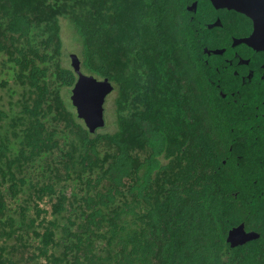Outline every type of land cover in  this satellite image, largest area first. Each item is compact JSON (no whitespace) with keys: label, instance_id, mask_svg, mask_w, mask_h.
<instances>
[{"label":"trees","instance_id":"trees-1","mask_svg":"<svg viewBox=\"0 0 264 264\" xmlns=\"http://www.w3.org/2000/svg\"><path fill=\"white\" fill-rule=\"evenodd\" d=\"M188 3L0 0V264H264V239H225L264 217V193L216 179L222 107L193 53L213 14ZM62 21L82 71L115 87L113 131L91 133L63 94Z\"/></svg>","mask_w":264,"mask_h":264},{"label":"flooded vegetation","instance_id":"flooded-vegetation-1","mask_svg":"<svg viewBox=\"0 0 264 264\" xmlns=\"http://www.w3.org/2000/svg\"><path fill=\"white\" fill-rule=\"evenodd\" d=\"M205 4L211 9L213 18L199 20L197 17L193 27L194 62L199 65L209 88L214 89L223 120L222 126H213L210 131L209 159L216 179L221 184L232 185V198H237L243 187L249 188L252 195L258 191L264 193V51L242 41L253 31L250 18L232 9L215 7L210 0H205ZM185 7L195 13L199 0H189ZM194 15L189 18L194 19ZM114 90L113 85L111 93ZM67 99L71 103L70 95ZM3 190L8 195L13 194L8 189ZM65 190L66 194L71 193ZM16 195L26 198L22 192ZM255 216L248 211L227 232L243 224L245 231L256 232L258 236L245 240L242 245L249 246L253 240L264 239V217Z\"/></svg>","mask_w":264,"mask_h":264},{"label":"water","instance_id":"water-1","mask_svg":"<svg viewBox=\"0 0 264 264\" xmlns=\"http://www.w3.org/2000/svg\"><path fill=\"white\" fill-rule=\"evenodd\" d=\"M210 2L215 7L232 9L250 18L253 31L242 41L264 51V0H210ZM69 56L70 65L76 75L70 88L71 104L87 129L93 133L105 125L104 104L106 97L113 90V84L108 77L97 78L83 72L78 56L75 53ZM257 236L256 232L245 231L243 224H240L229 230L226 240L230 245H236Z\"/></svg>","mask_w":264,"mask_h":264},{"label":"rangeland","instance_id":"rangeland-1","mask_svg":"<svg viewBox=\"0 0 264 264\" xmlns=\"http://www.w3.org/2000/svg\"><path fill=\"white\" fill-rule=\"evenodd\" d=\"M63 25V31H62V41H63V47H62V63L67 66L70 65V54L71 53H78L80 49V44L73 39L75 33L73 29L68 26L64 21L61 23ZM77 38V36H75ZM63 94L66 95L67 98H69L70 94H67L66 90H63ZM116 95V91L114 90L112 93H110L105 100V125L101 128H98L96 131L98 132H106V131H113L115 129L114 124V97Z\"/></svg>","mask_w":264,"mask_h":264}]
</instances>
